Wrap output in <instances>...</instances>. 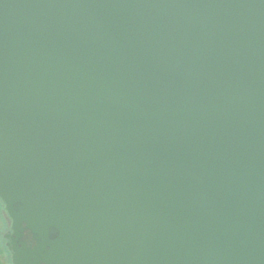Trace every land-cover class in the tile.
<instances>
[{"label":"water","instance_id":"95a60500","mask_svg":"<svg viewBox=\"0 0 264 264\" xmlns=\"http://www.w3.org/2000/svg\"><path fill=\"white\" fill-rule=\"evenodd\" d=\"M13 264H264V0H0Z\"/></svg>","mask_w":264,"mask_h":264},{"label":"rangeland","instance_id":"374dc122","mask_svg":"<svg viewBox=\"0 0 264 264\" xmlns=\"http://www.w3.org/2000/svg\"><path fill=\"white\" fill-rule=\"evenodd\" d=\"M9 231L10 222L6 215L4 204L0 200V264H13L6 240V235Z\"/></svg>","mask_w":264,"mask_h":264}]
</instances>
